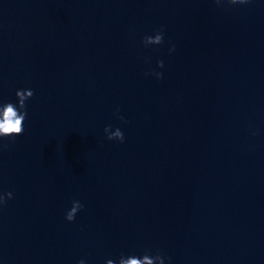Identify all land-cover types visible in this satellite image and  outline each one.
<instances>
[{"label": "water", "instance_id": "95a60500", "mask_svg": "<svg viewBox=\"0 0 264 264\" xmlns=\"http://www.w3.org/2000/svg\"><path fill=\"white\" fill-rule=\"evenodd\" d=\"M28 89L0 264H264V0H0V105Z\"/></svg>", "mask_w": 264, "mask_h": 264}, {"label": "clouds", "instance_id": "9594fccd", "mask_svg": "<svg viewBox=\"0 0 264 264\" xmlns=\"http://www.w3.org/2000/svg\"><path fill=\"white\" fill-rule=\"evenodd\" d=\"M253 0H215V3L218 6H221L223 3H227L228 5H246L252 3ZM164 43V29L163 27L159 29L155 36H147L144 39V45H161ZM175 47L170 49V51H174ZM158 67L164 68L163 60L158 61ZM152 75H155L157 79H163L162 72H153ZM16 96L18 97V104L9 102L3 105H0V138H12L14 140L15 137L23 135L24 123L25 119L28 115L27 113V105L26 101L31 99L34 96L33 90H18L16 92ZM123 120V117H120ZM126 122V121H125ZM107 134V138L109 140H117L121 143L125 141L124 133L117 128L114 132L111 130V126L109 125L104 129ZM7 147V145H4ZM13 198V193L8 192L7 198L5 196L0 195V206H6L7 200ZM84 207L80 201L74 200L72 202L71 209L66 214V220L72 222L75 220L77 213ZM171 261V257L167 258ZM79 264H85V261L81 259ZM107 264H116V261L109 259ZM119 264H165V257L157 254L155 256L150 255L149 253H145L143 257H137L135 255L127 256L121 255L119 258Z\"/></svg>", "mask_w": 264, "mask_h": 264}]
</instances>
